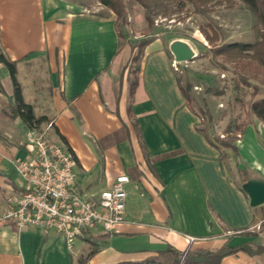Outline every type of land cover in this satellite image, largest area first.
<instances>
[{"label": "crops", "instance_id": "crops-1", "mask_svg": "<svg viewBox=\"0 0 264 264\" xmlns=\"http://www.w3.org/2000/svg\"><path fill=\"white\" fill-rule=\"evenodd\" d=\"M0 53L16 62L22 97L62 136L76 158L80 192L109 188L127 175L126 222L106 239L86 230L71 246L52 230H18L5 215L8 198L24 192L14 163L28 154L26 128L10 114L8 71L0 64V264H171L173 254L215 248L256 233L264 205L252 208L240 190L235 164L196 131L174 77L169 45L155 38L143 49L134 96L115 19L62 0H0ZM40 68V69H38ZM236 147L249 180H264V147L257 137ZM63 145V144H62ZM64 146V145H63ZM65 147V146H64ZM8 220V221H5ZM194 238L190 242L188 238ZM221 264H264L244 252Z\"/></svg>", "mask_w": 264, "mask_h": 264}, {"label": "rangeland", "instance_id": "rangeland-1", "mask_svg": "<svg viewBox=\"0 0 264 264\" xmlns=\"http://www.w3.org/2000/svg\"><path fill=\"white\" fill-rule=\"evenodd\" d=\"M73 4L76 8L87 9L92 12L99 10L103 15L116 16L99 3L98 0H62ZM124 8V20H117V28L120 32V48L130 52L126 64V70L131 72L138 62L132 60L138 56V45L145 40L160 38L165 45L174 42L185 44L195 57L185 64H176V71L183 82L188 79L193 86L191 96L197 111L202 110V102L206 104L208 114L212 119V128L206 129L207 118L204 121L199 117L200 127L206 129V134L211 140H230L237 147L238 141L247 133L246 140L249 144L251 136L257 137L264 147V125L259 122L249 111V103L264 98V84L256 80H250L253 86L258 88L253 96L252 88L238 85L237 75L233 73L232 65L225 63L221 57L213 56L210 47L200 33V27L210 23L217 28L218 44L241 42L253 43L258 40L259 25L249 9L237 0H216L208 4L200 13L187 5L181 11L176 10L172 4L166 13L161 8H153V26L149 27L146 20V10L136 0H121ZM174 59V58H173ZM40 69V68H38ZM132 78V75H131ZM216 82L224 88V94L220 97H212L205 93V89L211 83ZM253 96V97H252ZM202 123V125H201ZM241 127L242 132L234 131L225 134L226 128ZM48 128V127H47ZM46 127H38L27 135V140L42 137L54 142L66 149L61 142H56L49 134ZM22 142L20 146H25ZM250 145V144H249ZM224 149V148H221ZM222 161L228 167L233 166L236 158L230 150L222 151ZM239 159V157H238ZM245 170V169H244ZM247 177L250 173L246 171ZM260 226L256 228V241L264 245V238L260 232ZM245 233V232H243ZM250 233V232H249Z\"/></svg>", "mask_w": 264, "mask_h": 264}, {"label": "trees", "instance_id": "trees-1", "mask_svg": "<svg viewBox=\"0 0 264 264\" xmlns=\"http://www.w3.org/2000/svg\"><path fill=\"white\" fill-rule=\"evenodd\" d=\"M101 5L109 9L115 16V29L116 33L120 39L121 35L117 28V20H124L125 13L122 6L121 0H98ZM139 2L142 7L146 10V20L149 27L153 26L152 13L153 8H161V12L166 13L168 11L169 5L172 4L176 10L181 11L185 6H191L196 12L200 13L208 4L216 0H136ZM245 5L249 11L254 15L258 25V40L253 43H241V42H232V43H223L218 44V33L217 28L210 23H207L200 27V33L210 47V51L213 56L221 57L225 63L232 65L233 73L237 75L238 85H243L248 88H252L255 95L258 88L253 86L250 83V80H256L264 84V0H237ZM153 40V39H152ZM152 40H145L138 45L139 53L138 56L134 57L132 60L138 62L141 59L143 54L144 47ZM0 64H2L8 71L9 78L13 88L14 104L10 107V114L13 117L20 119L21 123L28 129H37L42 123L46 122L45 117H36L32 107L26 104L22 97L21 87L16 78V62L10 61L3 54L0 53ZM139 66L137 64L136 68L131 72L132 81L130 83L129 97L130 104L134 96L135 88L138 82L137 75L139 72ZM174 77L179 88V91L184 98L185 105L188 110L194 114L198 119L199 117L204 121V117L207 118L206 129L212 128V119L208 114L206 104L202 102V110L197 111L194 105V100L191 96V91L193 86L190 85L188 79L184 82L179 74L174 71ZM205 93L212 97H220L224 94V88H221L213 81L205 89ZM252 96V97H253ZM249 111L254 117L264 125V98L259 99L249 103ZM202 125V123H201ZM206 129L198 126L196 131L202 134L207 142L219 149L224 148L230 150L236 158L235 166L240 177V190L242 185L249 180L245 175L246 171L241 165L240 160L238 159V151L234 143L230 140H211L207 134ZM242 132L241 127L229 126L225 130V134L233 133L234 131ZM58 138L61 143L65 146L66 150L72 154L74 159L75 156L71 149L67 146L65 139L58 134ZM0 140L4 139L0 135ZM77 163V161H76ZM8 221V220H5ZM260 232L262 238H264V216L263 221L260 224ZM108 233L100 236L101 239H106ZM242 237L247 238V240H241L239 242H232V238H228L224 243L215 248H192L188 249L185 252H176L171 248H168V252L173 254V261L171 264H221L223 258L234 255L238 252H244L249 256H262L264 255V245L256 241V234L245 232L241 234ZM94 252L89 253L86 256H81L78 259V264H85L86 260ZM119 264H130V263H119Z\"/></svg>", "mask_w": 264, "mask_h": 264}, {"label": "built area", "instance_id": "built-area-1", "mask_svg": "<svg viewBox=\"0 0 264 264\" xmlns=\"http://www.w3.org/2000/svg\"><path fill=\"white\" fill-rule=\"evenodd\" d=\"M26 145L28 154L14 163L24 192L8 198L10 210L4 217L19 231L28 226L52 230L71 246L86 230L111 233L126 222L127 175L117 176L105 190L80 192L70 152L42 137L27 140Z\"/></svg>", "mask_w": 264, "mask_h": 264}, {"label": "water", "instance_id": "water-1", "mask_svg": "<svg viewBox=\"0 0 264 264\" xmlns=\"http://www.w3.org/2000/svg\"><path fill=\"white\" fill-rule=\"evenodd\" d=\"M170 52L174 59L184 60L185 62L195 57L191 49L180 42L172 43ZM242 191L248 197L250 207L255 208L264 205V180H248L242 185Z\"/></svg>", "mask_w": 264, "mask_h": 264}, {"label": "bare ground", "instance_id": "bare-ground-1", "mask_svg": "<svg viewBox=\"0 0 264 264\" xmlns=\"http://www.w3.org/2000/svg\"><path fill=\"white\" fill-rule=\"evenodd\" d=\"M173 64H174V67H176V64H185L186 62L184 60H178V59H174L173 60Z\"/></svg>", "mask_w": 264, "mask_h": 264}]
</instances>
